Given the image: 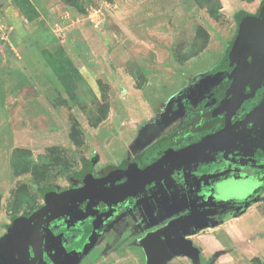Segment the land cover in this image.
I'll list each match as a JSON object with an SVG mask.
<instances>
[{
    "label": "rangeland",
    "instance_id": "obj_1",
    "mask_svg": "<svg viewBox=\"0 0 264 264\" xmlns=\"http://www.w3.org/2000/svg\"><path fill=\"white\" fill-rule=\"evenodd\" d=\"M263 1L0 0V218L76 187L85 161L99 164L97 174L119 164L148 119L219 68L238 15L257 16ZM206 232L191 241L203 249L199 264H264V195ZM151 261L147 249L126 246L97 248L87 264ZM165 264L195 263L176 252Z\"/></svg>",
    "mask_w": 264,
    "mask_h": 264
},
{
    "label": "flooded vegetation",
    "instance_id": "obj_2",
    "mask_svg": "<svg viewBox=\"0 0 264 264\" xmlns=\"http://www.w3.org/2000/svg\"><path fill=\"white\" fill-rule=\"evenodd\" d=\"M230 53L208 78L193 81L190 90L166 104L157 116L163 117L164 124L158 118L148 119L144 132L130 139L128 154L119 164L104 165L97 174L99 164L92 161L89 168L82 167L76 187L48 190L38 206L0 218V264H87L97 248L128 246L143 248L145 253L146 248H156L159 240L162 245L158 248L180 253L186 241L193 242L205 231L229 224L238 208H242L237 213L241 216L246 204L262 200L264 149H258L255 141L262 137L264 142V114L255 123H247V116L263 102L264 87L254 95L247 87L246 95L252 97L245 98L227 121L232 109L223 108L232 97L228 90L237 65ZM227 126L247 137L245 147L216 150L203 158L179 156ZM238 144L242 146L241 141ZM90 182L96 183L92 199L60 205L54 213L43 212L54 198ZM127 184L132 195L118 202L120 197L113 192ZM258 184L260 189L253 197L229 204L218 200L228 191L239 188L250 192L251 186ZM98 194L106 196L105 200H98ZM204 224L208 227L197 228ZM93 238L96 244L91 245Z\"/></svg>",
    "mask_w": 264,
    "mask_h": 264
},
{
    "label": "water",
    "instance_id": "obj_3",
    "mask_svg": "<svg viewBox=\"0 0 264 264\" xmlns=\"http://www.w3.org/2000/svg\"><path fill=\"white\" fill-rule=\"evenodd\" d=\"M230 54L233 61L237 65L233 71L234 82L230 90H228V93L232 95V97L225 103L223 108L224 111L225 107L232 109L231 113H227V121L229 122L232 115L236 109L241 106L245 98L252 97L251 95H246L247 87L251 88L252 95H254L257 89L264 87V3L262 4L257 16H247L242 20L239 34ZM262 113L264 114V100L257 110L247 116V123H255L256 118L261 116ZM232 128L233 127L227 126L222 132L202 140V142H200L196 147L188 148L187 150L182 151L179 156L184 157L194 155L202 156L203 158L215 153L216 150L224 152L231 151L233 149H240L239 147H245L243 145L246 143L245 139L247 137L244 138L241 133L235 134ZM256 129L257 128H255V130ZM255 130H252L251 132L257 136L260 135V131L255 134ZM236 135L238 137L235 138ZM249 137H251V135ZM239 141H241L242 146L238 144ZM262 141V137H260L258 141H255L257 148L261 150L264 149V142ZM247 146L250 147L249 144H247L246 147ZM129 183L131 184V182ZM95 184L96 183L90 182L82 189L65 193L62 196L54 198V200L45 207L43 212H46L47 214L54 213L60 205L63 207L70 203L77 202L79 199H92V195H96L93 194ZM113 194L120 197L118 198V202H120L132 195V188L127 184L118 188L116 192H113ZM98 198V200L101 201L105 200L106 196L101 197L98 194ZM258 201V199H255L254 203ZM251 204L252 203L246 204L245 208L248 209ZM241 209V207L238 208L237 213H239ZM237 213L235 216H238ZM180 222L182 223L183 221ZM175 227L176 225L173 226V228ZM207 227L208 224H204L197 228L202 230ZM93 229L95 232V228ZM157 242H155V251L153 248H146L149 253V259L152 260L150 264H165L166 259L171 258L174 254H176V252H172L174 253L172 254L168 252L167 248H158L161 244H157ZM91 245L94 244L91 243ZM180 249L182 250L181 253L183 255L190 257L195 264H199L198 257L200 250L195 248L191 241H186L185 250H183V248ZM163 255L166 256L164 257V260H162Z\"/></svg>",
    "mask_w": 264,
    "mask_h": 264
},
{
    "label": "crops",
    "instance_id": "obj_4",
    "mask_svg": "<svg viewBox=\"0 0 264 264\" xmlns=\"http://www.w3.org/2000/svg\"><path fill=\"white\" fill-rule=\"evenodd\" d=\"M114 154H115V152H114ZM259 200V199H258ZM256 203V202H255ZM254 203V204H255ZM258 203V202H257ZM251 207H253V205L251 204V206L247 209V210H249ZM247 210L241 215V216H244L245 214H246V212H247ZM241 216H239V217H236V218H240ZM234 221H235V219H234ZM210 230H212V229H210ZM206 234H209L208 232H206ZM205 234V235H206ZM206 237V236H205ZM221 243H222V245H220V248H221V250L223 251V253H224V255H229L230 254V252L229 251H224L222 248H226V247H224V245H225V243H224V241H221ZM157 244H161L162 245V243L160 242V240H159V242H157ZM206 246L207 248H208V243H207V241H204V244H203V246ZM227 252H229V253H227ZM219 255V254H218ZM223 255V256H224ZM221 256V255H220ZM219 260V259H218ZM215 262V261H214Z\"/></svg>",
    "mask_w": 264,
    "mask_h": 264
},
{
    "label": "trees",
    "instance_id": "obj_5",
    "mask_svg": "<svg viewBox=\"0 0 264 264\" xmlns=\"http://www.w3.org/2000/svg\"><path fill=\"white\" fill-rule=\"evenodd\" d=\"M263 3H264V1H263ZM262 3V4H263ZM245 17H247V16H243V17H241L240 15H238V22H239V24H240V26H241V23H242V19L243 18H245ZM227 57V56H226ZM92 163V161H85V163L83 164L84 165V167H86V168H89V166H90V164ZM83 173H80L79 175L81 176ZM264 193V187L261 189V191H260V194H263ZM220 256V255H219Z\"/></svg>",
    "mask_w": 264,
    "mask_h": 264
}]
</instances>
